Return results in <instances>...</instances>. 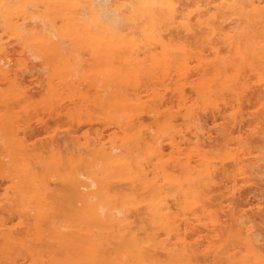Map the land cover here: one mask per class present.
<instances>
[{"label":"rangeland","instance_id":"obj_1","mask_svg":"<svg viewBox=\"0 0 264 264\" xmlns=\"http://www.w3.org/2000/svg\"><path fill=\"white\" fill-rule=\"evenodd\" d=\"M10 1L7 3V5H5L3 4V0H0V264H88L87 262H89L90 260H92L94 264H97V262L98 264H133V262H137L135 257H137L136 254L138 253H135L133 258H126L124 260L118 258V256L115 255L116 251L115 247H113L114 245H111L114 243L113 241H111V244L110 241L107 243L108 240L99 243L100 245L103 244L104 248H106L104 249L103 247H101L103 248V250H107V252H105L106 255L103 253L104 251H101L102 249L100 250V253L104 255H102V257H100L98 253L96 256L93 253L95 251L93 245L97 247V243L94 244V242H96V239L98 240V237H96L98 235H95V233H99V228L96 227L97 225H95V220L91 219V217L93 218V215H91L89 219V213L92 212L95 206L90 209L87 208L91 207V205L93 204L91 201L94 199H99V205L103 204L104 202H102V197L100 195L97 196V194L90 193L95 189L93 185L83 187L82 182H90L93 178V174L91 171H95L97 169L100 176L108 178L109 182H107V180L105 179L107 182L106 189H110V192H108L107 190V194H111L112 197H110L111 195L108 196L107 200L110 202L111 206L115 208L117 207L116 204L113 205L111 202V199L114 197L112 201H114V203L118 201L117 205L122 208L121 203L123 200L126 201L127 197L126 203L128 202V205L125 204L124 206V214H121L119 213L120 211L118 212L116 210H119L118 207L114 209L116 210V213H119V216L120 214L121 217L123 215L124 219L128 217L129 223L130 221L133 223H130L131 226H136L135 224L140 221L139 218L141 219L140 216L144 215L146 217L147 211V216H151H149L148 218H153V211L155 210V207L160 209L162 208L161 211L165 214L172 210L170 214H167L172 220L169 233H174L172 235H178L179 238L182 232V235L186 234L183 237L185 239L187 238V247L185 248V246H183L186 243H181L183 242V240H178L181 242H176L175 244L174 242L177 240L174 239L175 241H172L173 239H171V234L169 233V236L164 238L163 235L165 236L167 234H163L166 232V229H161L153 223H148V226L147 221L146 225L148 226V228L151 227L150 231L152 228L154 229L153 225L155 226V228H158V232L157 230L155 231V229L153 231L155 232L154 234L156 239L158 241L159 239H162L160 241L163 242L164 240L165 243V247H156L160 250L162 248L161 251H164L165 254L160 251H156L157 249L154 250L156 251V254L157 252H160L157 255L153 253L154 251H151L152 254H155L156 258L159 260L157 264H173L172 262H174V264H179V262L180 264H198L197 260L198 262L201 260L199 264H235V262L237 264V262L239 263V261L242 262V264H251L253 261H255V257L253 258V252L250 249H254V254L255 252H257L258 254L260 252V255L262 254V257L260 256V258L258 257L259 259H257L258 261L256 260V264H264V42L260 44V42L262 41L259 39L262 36L263 40L264 35V0H247L245 3L243 2L245 6L247 3H249L247 4L248 7H244L243 3V5L239 4L238 2H236L237 0H168L169 2H172L171 6L176 10L178 18H176L175 22L173 23H171V21L169 20L164 19L165 26L161 28V31L164 34V39L168 41V50L172 49L171 52H173V50L178 51L177 46L184 47L185 54L188 57L187 59H189V61L187 60V66H185L186 72L183 76L186 77L187 75V77L183 78V81H181L182 77L180 79L179 74H177L178 71L175 70L174 67H170V69L168 67V71L163 68L160 71L159 68V72L161 74L158 71H156L155 73H152L150 71L153 62H151L149 56L151 55V59L153 60L152 55H154L155 52H160L163 48H160L162 47L161 45H148L147 43H145V41L141 44H143L146 49H144L143 45L142 47L141 45L139 47V54L145 52V56L143 54V56L140 54L141 59L138 58L139 56H137V59H140L139 61L143 59L141 62H138L137 65L138 70L140 68V71L138 72L139 74L137 76L132 75L131 77L130 74H126L129 73L125 71L126 67L123 68V70L125 69L124 71L122 70L121 67L126 66V63L118 57V55L121 53V49H118L116 47L114 48L113 44L117 41L114 40L115 42L112 43L110 40L111 35H109V33H114L115 31H117L116 29H118L119 31L120 28L118 27H120V25L123 26V24H120L117 27L115 26L117 25L116 22H121L119 21L118 17L121 16V19L122 17H126L131 14H135V16H137V14L139 13L138 10L140 9V6L138 4L139 0H134L133 2L132 0H76V2L75 0H45L46 2L44 0H41L42 2L40 0H14V2L13 0ZM77 1L79 3H77ZM47 3H49L51 6ZM257 3H259L258 6H256ZM125 4L127 5V7ZM92 6L96 7V10L95 8L92 9ZM46 8L49 11L46 10ZM98 8H100L99 11L97 10ZM6 9L7 11H5ZM241 9L251 11H244L243 13V10ZM64 10H66L65 13H63ZM30 12L33 14H31ZM66 12L68 14H66ZM123 12H126V14H124ZM4 13L7 15L5 16ZM49 13L52 15H50ZM74 13H78L79 16L81 15L80 17H82L83 15L82 18L79 17L80 20L83 21L84 24L89 25V27L94 24L93 27L95 29L91 27L89 28L90 30L87 31V27L85 30L82 22L80 21L79 23V18H77L78 16L76 17ZM242 13L245 14V16L242 15ZM249 13L252 14V16L250 15L251 18H253L252 22H250V20L248 19L250 18ZM114 14H116V17H118L116 18ZM96 15H98L97 18L100 19L99 22L95 21L98 20L97 18H94L96 17ZM254 15H256V18L254 17ZM48 16L52 17L49 19ZM246 16H248V18ZM44 17H46L47 19H44ZM84 17L86 21L84 20ZM101 17L104 18L102 19ZM74 18L80 24V26H77L83 32L86 31V34L84 33L83 35L81 33L82 31H79L78 27L71 25L72 23H74ZM87 18L89 21L87 20ZM242 18H244V20H242ZM68 19L73 22H69L70 20L68 21ZM115 19H117L118 21H116ZM136 19L137 21L135 20L134 22H139V18ZM91 20L93 21V23ZM103 20L105 22H103ZM181 20H183V23L188 22L190 26L192 25L191 29L186 30V28L183 26V23L180 22ZM42 21L45 23H42ZM257 21H260L262 24H258ZM55 22H58V24ZM109 22L112 24H110ZM11 23L12 25H10ZM67 23L70 24L68 25ZM75 23L78 24L77 22ZM97 23H101V25H104L102 23H106L107 25H105L107 27L109 25L111 28H103L106 31L105 32L101 28L102 26L100 27V25H98ZM129 23H131L130 25H134L133 22ZM240 23H243L245 25L242 24L243 26H241ZM251 23H253L252 26L254 27H257L258 25L259 31L256 28L255 29L260 33H257L256 30L252 26H250ZM21 24L23 25V28ZM66 24L68 25V27L66 26ZM112 25L115 27V29ZM19 26H21V29ZM47 26L48 28L45 29V27ZM127 26L128 25H125V27ZM247 26L249 27V29ZM41 28L44 29L46 33L44 31H39ZM26 29H28L29 32ZM25 30L26 33L24 32ZM92 30H94V32ZM49 31L50 34H48ZM89 31H91V34L89 33ZM134 31H136V36L139 35L137 30ZM21 32H23L24 34H22ZM39 32L40 35L38 34ZM41 32H43L44 34ZM124 32V35H126L127 30H125ZM239 33L241 36L239 35ZM51 34H54L55 36H52ZM89 34L92 37H90ZM93 34L95 36H93ZM105 34H107L108 36ZM116 34L118 33L116 32ZM121 34L119 33V35ZM259 34L261 36H259ZM85 35L87 36L86 38ZM227 35H229V38L232 39L235 45H232L233 42H229V39H227ZM121 36H123V34ZM235 37H237L236 39L239 40V42L242 40L244 42H242L243 45H239V42L238 44H236L237 42L235 40ZM247 37L248 43L250 42L249 38L252 40L254 39V42L251 40V44L249 43L250 47L247 46L248 43L245 42L246 39H243ZM90 38L92 40H90ZM224 38L227 39L228 42L227 40L225 41ZM61 45H63L62 48L60 47ZM147 45L148 47H146ZM253 45L254 47L257 46L255 47L256 49L253 47ZM174 46L176 47L174 48ZM231 46H238L240 49L237 51L236 49L238 48L236 47H232L231 49H229L228 47ZM31 47L34 49L35 53ZM103 47H105L103 51H109L107 53L108 56L105 57V59H103V57H98L99 53H97V50H99L100 48L102 49ZM170 47H173L174 49ZM150 48H152L154 52ZM232 49L233 52L236 51L239 53L240 51L238 55L241 57H237L238 60L236 58V52L234 54L236 56L231 54L233 53L231 51ZM245 49H247L250 54L255 57L252 60L259 59L262 60L261 63H263L261 64L260 62H258L259 60H255V62L250 60L253 56H250L249 54V59L247 60V54H245V51L247 50ZM242 50L246 55L245 56L243 54L244 58L246 57L245 59L241 54ZM44 51H46L47 55ZM255 51H257V53ZM65 53L67 56L64 55ZM190 54H193V57ZM256 54H258V58H256ZM219 55L221 58L218 57ZM225 55L230 56H226L225 60ZM68 56L70 58V61ZM91 59L93 63L90 61ZM223 59L228 64H226ZM240 59L241 61L245 60L243 61L244 63L242 62L243 64L241 63ZM220 61L222 62L219 63ZM200 62H202L203 64ZM214 62L217 63L215 64ZM70 63L72 65H70ZM76 63L79 68L76 67ZM223 63H225V65H222L221 68H218V64L221 65ZM181 64L182 63H180V66L183 65ZM204 64L208 65L206 66ZM4 65L5 67H3ZM113 65L115 66L114 68L111 67ZM111 68L113 70H111ZM208 68L210 71L208 70ZM217 68L219 72L216 70ZM5 69H7L6 72ZM120 71L121 75L118 74L120 75V77L118 79L114 78V80H116L115 82L112 81V77L117 75V73H119ZM5 77L8 78L5 79ZM260 77L262 78L260 79ZM59 78L60 80H58ZM214 79H216L215 81H217L218 79L219 80L215 83ZM14 81L16 83H14ZM117 81H119V83ZM121 81L122 83H120ZM51 83L54 86H52ZM127 84L129 85L127 86ZM226 85H228L229 87ZM203 86L204 88H202ZM233 89L235 92L233 91ZM62 90H64L65 92ZM129 90L130 93L128 92ZM108 91H110V95H108ZM56 93L58 95H56ZM123 93L125 94L124 97L128 99L132 98L126 106V109H128L127 111H129V109L130 111L132 110V115L129 114V118L125 117V111H121L122 114L120 112H117V114L120 113L117 115L115 110H112L115 106V103H117L113 98H115L116 96H123ZM130 94L134 95L132 96ZM205 95L209 97H206ZM202 98L204 100L200 102ZM113 100L115 101V103L113 102ZM132 100H134L135 102H133ZM112 103H114V105ZM130 103L132 105H130ZM130 106L132 109L130 108ZM189 111L192 114H189ZM123 115L125 118L123 117ZM126 118H128L129 120L127 119L128 121H126ZM189 120L190 122H188ZM132 125L134 129H132ZM125 127L127 129L130 128L129 130L132 131L133 134L143 133V136L145 134V136H147V134L151 133L152 136H158V142L160 144L158 145L160 149H162L160 150V155L162 156L159 155L158 159L162 157V160L164 161L160 159V163H158L159 161L157 160L158 162H156V159H154L155 161L150 160L149 158L144 159V162L145 160H147V165L146 162L144 163V165L147 169H145V172L149 179V181L147 179L149 183L146 181L145 183H143L139 179L138 173L140 172V169L138 170L139 172H136V170H134V167L131 168V171L133 173L132 175H130L133 176L134 174L136 176V174H138L136 176L137 182L134 181L135 176H133L134 179L131 178L130 175L128 176L129 178L133 179V181L131 179H129L131 181L126 180L127 178L125 176L124 177L126 179L122 178L120 179V181L119 179H116L118 177L106 176L105 172H102L106 169L110 170L111 166H109V164L107 163L108 160L107 162L106 160L101 161V159H103V156L100 155L98 149H101L103 147V149L106 148L107 150H111L112 147L118 146L116 147V149L119 150V152L121 151L123 152V154H126V148H122L125 146L119 143L121 142L120 138L124 137L123 135H125V133L130 132L129 130L126 131ZM140 129L143 130L141 131ZM173 129L174 131H172ZM175 129L178 131V133ZM151 130H153L154 132ZM111 141H113V143L118 141L116 142L118 143V145H114L116 143L113 144ZM142 146H139V149ZM88 148L90 151H88ZM132 148L135 154L138 153L137 150L139 149H137L136 145ZM197 148L199 149V153L197 152ZM116 149L115 151L118 152ZM133 152L132 154L134 155ZM182 152H184L183 154H185V156H183ZM195 152L198 153V156ZM88 153H91L90 158L88 157ZM174 153H177L178 155ZM87 158L89 159L86 161ZM129 158L130 157H128V159ZM81 159L82 161L80 162ZM185 160L188 161L186 162ZM200 162L203 163L201 164ZM210 163L212 166L210 165ZM96 165H98V167H95ZM206 165L209 168L210 174L202 175V172L204 171L203 169ZM134 166H137V168H139L138 164H135ZM153 166H157L158 169H156V167L154 168ZM92 167L97 169H92ZM195 167L196 170L199 169L196 173L198 177L194 174L196 171H193L195 170ZM12 168H14L15 170ZM163 168H167L168 171L166 170V173L168 175L164 174L166 175L165 177L167 179L165 177L164 178L166 180L162 178V184V181L159 177L163 173ZM235 169L237 170V174ZM76 172L79 174V176ZM153 173L160 176L156 177V175H154ZM191 173H193V176L197 177H195L196 179L195 181H193V183L197 182L195 184L191 183V180H188V175ZM170 175H178L180 178H178V176L171 177ZM153 176L156 177V179ZM167 176L170 177L168 178ZM79 177L81 178L79 179ZM77 180L79 182H77ZM198 180L201 182H198ZM110 181L112 182L111 185L113 186L108 185V183L110 184ZM164 186V192H169L170 190L169 193H171V195H169L171 197L166 196L167 193L166 195H162L164 194ZM172 186L173 189L171 188ZM112 187L114 189V193L113 190H111ZM122 188L124 190H122ZM135 188L140 189L136 192L134 191ZM150 189H152L153 191H151ZM176 189H179L177 190L179 192H177ZM130 190L133 194H138L139 192L138 195L140 197L136 194L137 198L143 199L144 197L145 201L143 202L149 204V208L148 205H146L145 207L146 203L144 204L141 200H138L139 203L141 202L140 204L137 203V199L135 198L136 200H134L133 194H131V196H129L128 198L126 194L129 195ZM143 190L146 191L144 192ZM158 190H161L160 192L162 193L160 194ZM180 190H182V192ZM184 190L186 192L189 190V193H185ZM183 191L185 194V199H183ZM141 192L145 196L141 194ZM84 194H88L92 198ZM118 194L119 196H117ZM79 195L80 197H83V195L85 196L83 197L84 199H82L83 201L79 198ZM196 195H198V197L197 199H194ZM189 196L191 197V199ZM117 197H119V199ZM145 198L148 200H146ZM156 198L157 200H155ZM163 199L164 201H159ZM87 200L91 202V205L89 204L90 206L88 205V207L86 205L84 206L83 204L84 202H87ZM133 200L134 202H136V206H134L135 204H132L134 203ZM184 200L185 202L187 201V204L190 200H192L190 202H194L192 203V205L194 204L193 206H191V203H189V207H193L191 208L192 215L190 214V211H187L189 208H186L187 204L184 207L183 205H180L178 203L176 204V202L179 201H181V204H184ZM197 200L198 202L200 200V206L196 205L198 204L196 202ZM125 201L123 202L125 203ZM89 202L85 204H88ZM154 202L155 204H153ZM201 202L203 205H201ZM79 204H81L82 207ZM104 204L102 206H104ZM164 207H166V209ZM203 207L205 208L204 211L202 210ZM140 208H143V211ZM145 208H148V210ZM82 209L86 210V212L82 211ZM168 209L170 210L167 212ZM134 212L139 214L135 215ZM143 212L146 214H143ZM205 212H209V216H213L212 222L210 219L211 217L207 216L208 214H206ZM129 216L131 218H129ZM81 217L84 219H82ZM132 217H134L133 219L136 222L132 220ZM144 219L148 220L147 218L142 217V220L140 221L142 224L137 223L139 226L141 225L140 227H143L139 228V226L137 225V228L139 230L137 228H133L134 231H138L140 234L144 233V228L147 229V227L144 226V222L146 221ZM176 219L178 220V223ZM88 220H90V224L94 225L95 228L89 225ZM86 221L88 222L86 223ZM93 221L95 224L93 223ZM150 222H152V219L150 220ZM80 223L81 225H79ZM173 228L174 231L172 232ZM181 228L183 229V231ZM129 229L132 228L128 227L126 230ZM147 231L148 233L150 232L149 229ZM147 231H145V233ZM161 231H163V233H161ZM153 232L151 231L150 233L153 234ZM128 233L129 231L125 232L124 239H127ZM158 233L163 234L161 235L162 237L160 236V234L157 235ZM157 236L159 238H157ZM166 238H170V240H167ZM172 238H174V236ZM241 239H243V246H249L248 248H250V253H252V255L249 253L251 257L247 253L249 250L246 251L247 247H242V243H240ZM250 240L252 241V243ZM188 241L190 242L188 243ZM213 241H216L218 243H212ZM169 242H173V245L175 244L174 247H177L176 252H174L175 249H173L174 247H171L173 245ZM221 242L223 245L219 244ZM87 243L91 245V248H89L90 246H88ZM166 243L170 244L171 246ZM177 243L180 244V247L182 246L184 250L186 249V252H189V258L184 256L186 253L182 252L183 255L180 254V251H183V248L179 247L181 250L178 249L179 245H177ZM83 244L85 245L83 246ZM107 245H111V247L109 248H112V250L114 248V251H109ZM221 245L224 249H220L222 247H217ZM66 246L68 249L64 248ZM193 246L194 248H192ZM216 247L218 248V250ZM232 248H234L235 250ZM150 249L153 250L154 248L150 247ZM168 249H170V252L168 251ZM171 249L174 250L173 252L177 255L176 259L178 262H175V257H172L174 258V261H170L168 255H170V253L172 252ZM191 251L193 252L191 255L192 260L190 259ZM222 251L225 253L227 252L226 254L228 256L225 255V253L222 254ZM238 251L240 252L238 253ZM149 252H147V254ZM173 252L171 253V256L174 255ZM242 253L244 256L242 255ZM85 254H88V257L85 256ZM245 254L248 255L249 258L246 257ZM215 255L216 257L218 255V257L224 261L218 259V257L216 258ZM105 256L108 257V259L106 257L107 260H104ZM146 256L148 257L146 258L147 261L150 256L145 255L143 256V258L145 259ZM236 256H241V258L238 259ZM183 257L188 258V262L186 261L187 259L185 260ZM210 257L212 258L210 259ZM244 257L246 259H244ZM143 258L141 259L143 260ZM102 259L105 263H102ZM139 259L140 258H138V260ZM216 259H218L219 261H215ZM229 259L233 262H230ZM247 259L250 260L248 261ZM260 260H262L263 262H261ZM146 261L144 262V264H147ZM182 261L187 263H183ZM150 262L152 263V261ZM137 263L141 264L142 262L138 261ZM89 264H91V262H89Z\"/></svg>","mask_w":264,"mask_h":264},{"label":"bare ground","instance_id":"obj_2","mask_svg":"<svg viewBox=\"0 0 264 264\" xmlns=\"http://www.w3.org/2000/svg\"><path fill=\"white\" fill-rule=\"evenodd\" d=\"M10 0H3V4H5V5H7V3L9 2ZM41 1V0H40ZM45 1V0H44ZM48 1V0H47ZM72 1V0H71ZM79 1V0H78ZM77 1V3H79ZM82 1V0H81ZM93 1V0H92ZM102 1V0H101ZM134 0H132V2H133ZM170 1V0H169ZM168 0H139V10H138V14H137V16H135V14L133 15V14H131V15H128V16H124V17H122L121 19H120V17H118L119 18V21H121V22H126L125 23V25H128L127 27H125V25H124V23H121V22H116V24L117 25H115L116 27L117 26H119L120 24H123V26L122 25H120V27H118V28H120L119 29V31H118V29H116L117 31H115L113 34L112 33H109V35H111L110 36V40H111V42L113 43V42H115L114 40H116L117 42H115L114 44H113V46H114V48L116 47V48H118V49H121V53L118 55V57L119 58H121L125 63H126V66H122L121 68H122V70H123V68L124 67H126V72H129V73H126V74H130L131 75V77H132V75H134V76H137L139 73V71H140V68H139V70H138V68H137V65H138V62H141V61H139L141 58H140V54L142 55H144L145 56V52H143V53H140L139 54V47H140V45H141V47H142V45L143 44H141L142 42H144L145 41V43H147L148 45H153V44H155L154 46H156V45H161L162 47H160V48H163V49H161V51L160 52H155V54L153 53L154 52V50L152 49V48H150V49H152L153 50V54L154 55H152V58H153V60L151 59V55L149 56L150 57V60H151V62H153V64H152V67L150 68V71L152 72V73H155L156 71H158L159 72V68H160V71H161V69L163 68V69H165L166 71H168V67H169V69H170V67H174L175 68V70H177L176 72H177V74H179V76H180V79H181V77H182V80L181 81H183V78H186L187 77V75H186V77H183L184 75H185V72H186V69H185V66H187L186 65V63H187V60L189 61V59H187L188 57L186 56V54H185V50H184V47H182V46H177V49H178V51L176 50H173V52H171V50H168L167 49V47H168V41H166L165 39H164V34L162 33V31H161V28H163V26H165L164 25V19H166V20H169V21H171V23H173V22H175V20H176V18H178L177 17V13H176V10L171 6L172 5V2H169ZM172 1V0H171ZM236 1V0H235ZM247 0H240V1H236V2H238L239 4H242L243 2L245 3ZM249 1V0H248ZM11 2V1H10ZM13 2H14V0H13ZM42 2V1H41ZM46 2V1H45ZM59 2V1H58ZM75 2H76V0H75ZM88 2V1H87ZM254 2V1H253ZM16 3V2H15ZM15 3H14V5H15ZM38 3H39V1H38ZM64 3H65V1H64ZM102 3V2H101ZM231 3V2H230ZM229 3V4H230ZM243 3V4H244ZM251 3H252V1H251ZM250 3V4H251ZM11 4V3H10ZM48 5H50L49 3H47ZM46 4V5H47ZM82 4H84V3H82ZM89 4V3H88ZM87 4V5H88ZM134 4V3H133ZM137 4V5H138ZM197 4V3H196ZM242 4V5H243ZM247 4H249V3H247ZM246 4V6H245V4L243 5L244 7H248V5ZM255 4V3H254ZM253 4V5H254ZM13 5V4H12ZM13 5V6H14ZM100 5V4H99ZM107 5V4H106ZM126 5V4H125ZM259 5V3H257V5L256 6H258ZM11 6V5H10ZM45 6V5H44ZM51 6V5H50ZM78 6V5H77ZM96 6V5H95ZM136 6V5H135ZM3 7H5V6H3ZM97 7V6H96ZM96 7H93L92 6V9H94L95 8V10H96ZM126 7H127V5H126ZM243 7V8H244ZM250 7H251V5H250ZM249 7V8H250ZM22 8V7H21ZM58 8V7H57ZM226 8V7H225ZM248 8V9H249ZM256 8V7H255ZM254 8V9H255ZM264 8V7H263ZM4 9V8H3ZM23 9V8H22ZM91 9V8H90ZM99 9L100 8H98L97 10L99 11ZM123 9H125V8H123ZM128 9V8H127ZM258 9H259V7H258ZM12 10V9H11ZM19 10V9H18ZM46 10H48L47 8H46ZM122 10V9H121ZM132 10V9H131ZM228 10V9H227ZM241 10H243V9H241ZM5 11H7V9L5 10ZM31 11H33V10H31ZM49 11V10H48ZM51 11V10H50ZM65 11L66 10H64L63 11V13H65ZM76 11V10H75ZM85 11H87V10H85ZM97 11V12H98ZM120 11V10H119ZM244 11H246L245 9L242 11L243 13H244ZM248 11H251V10H247L246 12H248ZM16 12V11H15ZM44 12V11H43ZM59 12H61V11H59ZM69 12V11H68ZM117 12V11H116ZM115 12V13H116ZM221 12V11H220ZM235 12V11H234ZM245 12V13H246ZM7 13V12H6ZM13 13V12H12ZM28 13V12H27ZM31 13V12H30ZM29 13V14H30ZM72 13V12H71ZM91 13H93V12H91ZM100 13V12H99ZM124 13V12H123ZM127 13H128V10H127ZM242 13V15H244L245 16V14H243ZM5 14V13H4ZM31 14H33V13H31ZM47 14H48V12H47ZM50 14V13H49ZM61 14V13H60ZM66 14H68L67 12H66ZM73 14V13H72ZM75 14V13H74ZM76 14H78V13H76ZM75 14V16L77 17V18H79L80 16H79V14L78 15H76ZM81 14V13H80ZM88 14H90V13H88ZM112 14H113V12H112ZM117 14V13H116ZM116 14H114V16L116 17ZM121 14V13H120ZM124 14H126V12L124 13ZM7 14H5V16H6ZM11 15V14H10ZM41 15H42V12H41ZM50 15H52V14H50ZM70 15V14H69ZM101 15V14H100ZM122 15V14H121ZM236 15V14H235ZM252 16V14H250L249 13V16ZM257 15V14H256ZM256 15H254V17L256 16ZM20 16V15H19ZM19 16H18V18H19ZM32 16V15H31ZM46 16V15H45ZM56 16V15H55ZM110 16V15H109ZM108 16V17H109ZM196 16V15H195ZM251 16H250V18H248V16H246L249 20H250V22H252V19L253 18H251ZM49 17V16H48ZM52 16H50L49 17V19L51 18ZM54 17V16H53ZM73 17H74V15H73ZM75 17V18H76ZM82 17H83V15H82ZM82 17H80V18H82ZM86 17H87V15H86ZM91 17V16H90ZM98 17V15H96V17H94V18H97ZM116 17V18H117ZM41 18H42V16H41ZM46 17H44V19H45ZM75 18H74V23L75 22H77L78 23V21H79V23H80V18H79V20L78 21H76L75 20ZM102 18V17H101ZM104 18V17H103ZM102 18V19H103ZM107 18V17H106ZM123 18H124V20H123ZM136 18H139V22H134L135 20L137 21V19ZM256 18V17H255ZM21 19H24V18H21ZM20 19V20H21ZM32 19V18H31ZM47 19V18H46ZM48 19V20H49ZM55 19V18H54ZM53 19V20H54ZM98 19V18H97ZM109 19V18H108ZM41 20H43V19H41ZM70 19H68V21H69ZM84 20H85V17H84ZM87 20H88V18H87ZM93 20V19H92ZM91 20V21H92ZM99 20L100 19H98V20H95L96 22L98 21L99 22ZM116 21H118L117 19H115ZM123 20V21H122ZM216 20H217V17H216ZM242 20H244V18H242ZM246 20V19H245ZM249 20H248V22H249ZM264 20V19H263ZM18 21V20H17ZM61 21V20H60ZM73 21H69V22H73ZM86 21V20H85ZM89 21V20H88ZM102 21V20H101ZM112 21V20H111ZM110 21V22H111ZM47 22H49V21H47ZM47 22H46V24H47ZM82 22V24H83V27L85 28V30H86V28H87V31L88 30H90L89 28H91V27H93V25L91 26V27H89V25H87V24H84L83 23V21H81ZM103 22H105L104 20H103ZM109 22V23H110ZM129 22H133L134 23V25H130L131 23H129ZM181 23H183V20H181L180 21ZM243 22V21H242ZM256 22V21H255ZM42 23H45V22H43L42 21ZM52 23V22H51ZM55 23H57L58 24V22H55ZM61 23V22H60ZM66 23V22H65ZM65 23H63V24H65ZM74 23H72L71 25H73V26H75V27H78V26H80V24L78 23V24H74ZM89 23V22H88ZM92 23H93V21H92ZM108 23V24H109ZM114 23V22H113ZM129 23V24H128ZM214 23H215V21H214ZM246 23H247V21H246ZM257 23L259 24V23H261L260 21L258 22L257 21ZM8 24V23H7ZM45 24V25H46ZM53 24V23H52ZM68 24V23H67ZM66 24V26L68 27V25L70 24H68L67 25ZM81 24V25H82ZM98 25H100V27L103 29V28H106L107 26V24L106 23H102V24H106L105 25V27H104V25H101V23L99 24V23H97ZM110 24H112V23H110ZM177 24V23H176ZM212 24V23H211ZM241 24V26H243V25H245V24H243V23H240ZM243 24V25H242ZM252 24L253 23H251V25L250 26H252ZM262 24V23H261ZM264 24V23H263ZM10 25H12V23L10 24ZM22 25V24H21ZM42 25V24H41ZM49 25V24H48ZM78 25V26H77ZM114 25V24H113ZM112 25V26H113ZM249 25V24H248ZM65 26V25H64ZM183 26L186 28V30H190L191 29V26H190V24L188 23V22H184L183 23ZM239 26V25H238ZM20 27V29H21V26H19ZM18 27V28H19ZM41 27V26H40ZM58 27H59V25H58ZM60 27H61V25H60ZM66 27V28H67ZM110 26L108 25V27H107V29L109 28ZM114 27V26H113ZM112 27V28H113ZM135 27V28H134ZM248 27V26H247ZM247 27H244V28H247ZM254 29L256 28L257 30H258V25H257V27H254V26H252ZM22 28H23V25H22ZM46 28H48V26L47 27H45V29ZM54 28V27H53ZM79 28V27H78ZM94 28V27H93ZM111 28V27H110ZM123 28V29H122ZM127 28V29H126ZM133 28V29H132ZM241 28V27H240ZM239 28V29H240ZM260 28V27H259ZM6 29V28H5ZM16 29H17V27H16ZM57 29V28H56ZM69 29V28H68ZM77 29V28H76ZM95 29V28H94ZM114 29H115V27H114ZM127 30V32H126V35H124V31L125 30ZM210 29V28H209ZM248 29H249V27H248ZM255 29V30H256ZM11 30V29H10ZM28 32H29V30L28 29H26ZM26 30L24 31L25 33H26ZM60 30V29H59ZM78 30V29H77ZM76 30V31H77ZM81 29L79 28V31H80ZM84 30V29H83ZM104 30V29H103ZM134 30H137V32H138V34L140 35H137L136 36V31H134ZM251 30V29H250ZM255 30H254V32H255ZM257 30H256V32H257ZM23 31V30H22ZM33 31V30H32ZM39 31H44L45 33H46V31L44 30V29H40ZM50 31H51V29H50ZM50 31H49V33L48 34H50ZM53 31H54V29H53ZM58 31V30H57ZM66 31H67V29H66ZM79 31H77V32H79ZM82 31V30H81ZM93 32H94V30H92ZM105 31V30H104ZM108 31V30H107ZM123 31V32H122ZM212 31V30H211ZM259 31V30H258ZM260 31H261V29H260ZM86 32V31H85ZM85 32H81L83 35H84V33ZM106 32V31H105ZM109 32V31H108ZM116 32L118 33V34H116ZM121 32H122V34H123V36H121L122 34H121ZM253 32V31H252ZM22 34H24L23 32H21ZM41 33H43V32H41ZM55 33V32H54ZM67 33V32H66ZM80 33V32H79ZM89 33L91 34V31H89ZM119 33L121 34V35H119ZM185 33V32H184ZM213 33V32H212ZM257 33H260V32H257ZM18 34V33H17ZM16 34V35H17ZM22 34H20V35H22ZM29 34V33H28ZM39 35H40V32L38 33ZM44 34V33H43ZM42 34V35H43ZM61 34V33H60ZM71 34V33H70ZM86 34V33H85ZM89 34V35H90ZM200 34V33H199ZM30 35H31V33H30ZM52 36H55L54 34H51ZM69 35V34H68ZM79 35H81V34H79ZM105 35H107V34H105ZM165 35H166V32H165ZM231 35V34H230ZM239 35H240V33H239ZM263 35V34H262ZM33 36V35H32ZM74 36V35H73ZM93 36H95L94 34H93ZM104 36V35H103ZM108 36V35H107ZM195 36V35H194ZM228 36V38L227 39H229V42H233L232 41V39H230L229 38V35H227ZM232 36V35H231ZM241 36V35H240ZM259 36H261L260 34H259ZM24 37H26V36H24ZM23 37V38H24ZM28 37V36H27ZM42 37V36H41ZM87 36L85 35V38H86ZM90 37H92L91 35H90ZM138 37V38H137ZM199 37V36H198ZM32 38V37H31ZM88 38H89V36H88ZM101 38V37H100ZM109 38V37H108ZM237 37H235V40H236V44H238V42H239V40H237L236 39ZM242 38V37H241ZM240 38V39H241ZM56 39V38H55ZM225 39V38H224ZM227 39H225V41L227 40ZM239 39V38H238ZM243 39H248V37L247 38H243ZM262 42H260V44H262L263 42H264V35H263V40H262V36H261V38H259ZM44 40V39H43ZM54 40V39H53ZM88 40V39H87ZM90 40H92L91 38H90ZM231 40V41H230ZM245 40V42H247L248 43V40L246 41ZM249 40H250V42H251V40L252 39H250L249 38ZM254 40V39H253ZM252 40V41H253ZM259 40V41H260ZM56 41V40H55ZM89 41V40H88ZM104 41V40H103ZM85 42V41H84ZM227 42H228V40H227ZM242 40L239 42V45H241L242 44ZM249 42V43H250ZM254 42V41H253ZM108 43V42H107ZM244 43V42H243ZM248 43V44H249ZM44 44V43H43ZM42 44V45H43ZM58 44H60V43H58ZM99 44V43H98ZM199 44V43H198ZM227 44V43H226ZM247 44V46H249L250 47V44L248 45ZM57 45V44H56ZM70 45V44H69ZM146 45V44H145ZM148 45L146 46V47H148ZM229 45V44H228ZM231 45V44H230ZM232 45H235L234 44V42L232 43ZM243 45V44H242ZM246 45V44H245ZM58 46V45H57ZM62 46L63 45H61L60 47L62 48ZM72 46V45H71ZM107 46H108V44H107ZM118 46V47H117ZM170 46V45H169ZM171 46H173V45H171ZM263 46H264V44H263ZM47 47V46H46ZM59 47V48H60ZM101 47V46H100ZM143 47H144V45H143ZM151 47V46H150ZM158 47V46H157ZM176 46H174V48H175ZM234 48V47H236V46H231V47H228L229 49H231V48ZM243 47V46H242ZM249 47H248V50H249ZM253 47H254V45H253ZM255 47H257V46H255ZM254 47V48H255ZM32 48V47H31ZM89 48V47H88ZM87 48V49H88ZM109 48V47H108ZM170 48H173V47H170ZM173 48V49H174ZM183 48V49H182ZM236 48H238V49H236ZM235 49H236V51L237 50H239L240 48L237 46ZM247 48V47H246ZM33 49V48H32ZM47 49V48H46ZM65 49V48H64ZM74 49V48H73ZM77 49H79V48H77ZM82 49V48H81ZM83 49H85V48H83ZM103 49H105V47H103L102 49L100 48L99 50H97V53H99V56L98 57H100V58H102L103 57V59H105V57H107L108 56V52L109 51H103ZM112 49V48H111ZM144 49H146L145 47H144ZM156 49V48H155ZM256 49V48H255ZM61 50V49H60ZM245 50H247V49H245ZM247 50V51H248ZM33 51H34V49H33ZM63 51H65V50H63ZM79 51V50H78ZM85 51V50H84ZM151 51V50H150ZM228 51V50H227ZM230 51V50H229ZM232 52H233V49L231 50ZM230 51V52H231ZM235 51V52H236ZM247 51H245V54H247V60L249 59V55L250 56H253V55H251L250 54V52L248 53ZM45 53H46V51H44ZM138 52V53H137ZM235 52H233V53H231V54H235ZM256 53H257V51H255ZM34 53H35V51H34ZM44 53V54H45ZM61 53V52H60ZM62 53H64V52H62ZM135 53H137V54H139V55H137V54H135ZM237 53V56L236 55H234V56H236V58L237 57H241V56H239L238 54L240 53V51H239V53L238 52H236ZM112 54H114V53H112ZM194 54V53H193ZM193 54H190V55H192V57H193ZM218 54V53H217ZM226 54H227V52H226ZM242 56H243V50H242ZM240 54V55H241ZM244 54V55H245ZM249 54V55H248ZM3 55V54H2ZM46 55H47V53H46ZM64 55H66V53L64 54ZM133 55H135V56H133ZM142 55V56H143ZM220 55H222V54H220ZM220 55L218 56V57H220ZM258 54H256V56H257ZM52 56V55H51ZM67 56V55H66ZM137 56H139L138 58H140L139 60L137 59ZM199 56V55H198ZM197 56V57H198ZM226 56L227 55H225L223 58L226 60ZM228 56H230V55H228ZM227 56V57H228ZM246 56V55H245ZM4 57V56H3ZM41 57V56H40ZM47 57V56H46ZM149 57H148V60H149ZM68 58H69V56H68ZM143 58V57H142ZM217 58V57H216ZM221 58V57H220ZM230 58V57H229ZM243 58H244V56H243ZM246 58V57H245ZM244 58V59H245ZM255 57L253 56V57H251V59L250 60H252V59H254ZM256 58H258V56L256 57ZM89 59V58H88ZM117 59V58H116ZM203 59V58H202ZM223 59V60H224ZM77 60V59H76ZM93 60H94V58H93ZM118 60V59H117ZM205 60H207V59H205ZM213 60V59H212ZM218 60V59H217ZM216 60V61H217ZM224 60V61H225ZM230 60V59H229ZM237 60H238V58H237ZM256 60V59H255ZM255 60H252V61H254L255 62ZM257 60H259V59H257ZM256 60V61H257ZM65 61V60H64ZM69 61H70V58H69ZM78 61V60H77ZM91 62H92V59L90 60ZM104 61V60H103ZM201 61V60H200ZM240 61H241V59H240ZM243 61H245V60H243ZM243 61H241V63L243 62ZM261 61L262 60H259L258 62H260L261 63ZM90 62V63H91ZM192 62V61H191ZM222 61H220L219 63H221ZM226 62V61H225ZM93 63V62H92ZM180 63H182L181 65L182 66H180ZM200 63H202V62H200ZM215 63V62H214ZM217 63V62H216ZM215 63V64H216ZM230 63V62H229ZM239 63V62H238ZM244 63V62H243ZM242 63V64H243ZM246 63V62H245ZM263 63V62H262ZM261 63V64H262ZM58 64V63H57ZM56 64V65H57ZM63 64V63H62ZM66 64H67V61H66ZM98 64V63H97ZM112 64V63H111ZM191 64V63H190ZM203 64V63H202ZM210 64V63H209ZM214 64V65H215ZM226 64H228L227 62H226ZM256 64V63H255ZM258 64V63H257ZM260 64V65H261ZM264 64V63H263ZM3 65V64H2ZM70 65H72L71 63H70ZM90 65V64H89ZM93 65V64H92ZM95 65V64H94ZM124 65V64H123ZM147 65V64H146ZM204 65H206V64H204ZM208 65V64H207ZM206 65V66H207ZM211 65V64H210ZM220 64H218V68H221V66L222 65H225V63H223V64H221L220 66H219ZM241 65V64H240ZM245 65V64H244ZM184 66V67H183ZM205 66V67H206ZM234 66V65H233ZM256 66V65H255ZM1 67V66H0ZM3 67H5V65L3 66ZM2 67V68H3ZM54 67V66H53ZM76 67H78L77 66V63H76ZM111 67H115L114 65L113 66H111ZM199 67V66H198ZM211 67H213V66H211ZM215 67V66H214ZM251 67H253V66H251ZM260 67V66H259ZM79 68V67H78ZM80 68H81V66H80ZM98 68V67H97ZM107 68V67H106ZM200 68V67H199ZM218 68L216 69L217 71H218ZM225 68V67H224ZM224 68H223V71H224ZM241 68V67H240ZM258 68V67H257ZM262 68V67H261ZM52 69V68H51ZM76 69V68H75ZM99 69H100V67H99ZM120 69V68H119ZM197 69V68H196ZM201 69V68H200ZM206 69V68H205ZM211 69V68H210ZM242 69V68H241ZM9 70V69H8ZM62 70V69H61ZM80 70V69H79ZM88 70V69H87ZM97 70V69H96ZM111 70H113L112 68H111ZM121 70V69H120ZM123 70V71H124ZM172 70H173V68H172ZM171 70V71H172ZM208 70H209V68H208ZM226 70V69H225ZM257 70V69H256ZM2 71V70H1ZM7 71V69H5V72ZM76 71V70H75ZM82 71V70H81ZM115 71V70H114ZM164 71V70H163ZM198 71V70H197ZM203 71V70H202ZM210 71V70H209ZM217 71H215V72H217ZM241 71V70H240ZM258 71V70H257ZM260 71V70H259ZM4 72V71H3ZM8 72H10V71H8ZM97 72V71H96ZM98 72H100V71H98ZM157 72V73H158ZM214 72V71H213ZM219 72V71H218ZM77 73H79V72H77ZM160 73V72H159ZM206 73H207V71H206ZM225 73V72H224ZM227 73V72H226ZM8 74V73H7ZM55 74V73H54ZM107 74V73H106ZM112 74H113V72H112ZM118 74H120L121 75V71L119 72V73H117V75H115L114 77H112L113 79H112V81H116V80H114V78L115 79H118L119 77H120V75H118ZM161 74V73H160ZM164 74V73H163ZM170 74V73H169ZM168 74V75H169ZM209 74V73H208ZM239 74V73H238ZM260 74V73H259ZM259 74H257V75H259ZM9 75V74H8ZM83 75V74H82ZM101 75V74H100ZM130 75H128V76H130ZM159 75V74H158ZM217 75V74H216ZM220 75V74H219ZM218 75V76H219ZM221 75H222V73H221ZM220 75V76H221ZM52 76V75H51ZM99 76V75H98ZM189 76V75H188ZM200 76H202V75H200ZM200 76H199V79H200ZM204 76H205V73H204ZM210 76V75H209ZM212 76V75H211ZM259 76H261V75H259ZM2 77V76H1ZM49 77V76H48ZM174 77V76H173ZM178 77V76H177ZM197 77H198V75H197ZM238 77V76H237ZM4 78V77H3ZM8 78V77H7ZM6 77H5V79H7ZM243 78V77H242ZM262 77H260V79H261ZM1 79V78H0ZM65 79V78H64ZM78 79V78H77ZM82 79V78H81ZM128 79V78H127ZM163 79V78H162ZM166 79H167V77H166ZM203 79V78H202ZM208 79V78H207ZM219 79H220V77H219ZM218 79V80H219ZM259 79V80H260ZM4 80V79H3ZM50 80V79H49ZM58 80H60V78L58 79ZM72 80V79H71ZM121 80V79H120ZM129 80V79H128ZM164 80V79H163ZM186 80V79H185ZM216 79H214V82L216 83L217 81H215ZM110 81V80H109ZM123 81V80H122ZM122 81L120 82V83H122ZM159 81V80H158ZM172 81V80H171ZM180 81V80H179ZM189 81V80H188ZM203 81V80H202ZM205 81V80H204ZM240 81V80H239ZM248 81V80H247ZM9 82V81H8ZM62 82H63V79H62ZM61 82V83H62ZM88 82V81H87ZM100 82V81H99ZM118 83H119V81H117ZM116 82V83H117ZM207 82V81H206ZM2 83V82H1ZM14 83H16L15 81H14ZM53 83V82H52ZM51 83V84H52ZM65 83V82H64ZM67 83V82H66ZM89 83V82H88ZM113 83V82H112ZM115 83V84H116ZM129 83V82H128ZM185 83V82H184ZM200 83V82H199ZM10 84V83H9ZM18 84V83H17ZM50 84V85H51ZM63 84V83H62ZM90 84V83H89ZM179 84V83H178ZM231 84H232V81H231ZM2 85V84H1ZM13 85V84H12ZM122 85V84H121ZM129 84H127V86H128ZM158 85V84H157ZM160 85V84H159ZM162 85V84H161ZM168 85V84H167ZM217 85H219V84H217ZM264 85V84H263ZM52 86H54L53 84H52ZM173 86V85H172ZM215 86V85H214ZM226 86H228V85H226ZM234 86V85H233ZM62 87V86H61ZM161 87V86H160ZM229 87V86H228ZM49 88V87H48ZM154 88H156V87H154ZM169 88V87H168ZM202 88H204V86L202 87ZM22 89V88H21ZM63 89V88H62ZM110 89V88H109ZM130 89V88H129ZM152 89V88H151ZM182 89V88H181ZM180 89V90H181ZM184 89V88H183ZM230 89V88H229ZM54 90V89H53ZM57 90V89H56ZM59 90V89H58ZM156 90V89H155ZM179 90V91H180ZM185 90V89H184ZM211 90V89H210ZM16 91V90H15ZM62 91H64V90H62ZM67 91V90H66ZM117 91H118V89H117ZM138 91H139V89H138ZM178 91V90H177ZM233 91H234V89H233ZM65 92V91H64ZM72 92V91H71ZM110 91H108V95H110V93H109ZM129 93H130V90L128 91ZM203 92V91H202ZM207 92V91H206ZM235 92V91H234ZM53 93V92H52ZM116 93V92H115ZM118 93H120V92H118ZM117 93V94H118ZM160 93V92H159ZM212 93V92H211ZM215 93V92H214ZM20 94V93H19ZM60 94V93H59ZM107 94V93H106ZM112 94V93H111ZM116 94V95H117ZM197 94V93H196ZM239 94V93H238ZM56 95H58L57 93H56ZM115 95V94H114ZM119 95V94H118ZM124 93H123V96H119V97H115V98H113L114 100H116V102L117 103H115V101L113 100V102L115 103V106L113 107V111L115 110V112H116V114H117V112H120L121 113V111H125V114H126V116L125 117H130V115L129 114H131L132 113V110L130 111V109H129V111H127L128 109H126V106H127V103H129V101H131V99L129 98H126V97H124ZM130 95H132V94H130ZM134 95V94H133ZM132 95V96H133ZM181 95V94H180ZM71 96H72V94H71ZM70 96V97H71ZM107 96V95H106ZM112 96V95H111ZM129 96V95H128ZM127 96V97H128ZM198 96V95H197ZM206 96V95H205ZM105 97V96H104ZM108 97V96H107ZM114 97V96H113ZM148 97V96H147ZM200 97V96H199ZM198 97V98H199ZM206 97H209V96H206ZM111 98V97H110ZM109 98V99H110ZM134 98V97H133ZM196 98V97H195ZM212 98V97H211ZM211 98H209V99H211ZM59 99V98H58ZM158 99V98H157ZM185 99V98H184ZM214 99V98H213ZM103 100V99H102ZM177 100V99H176ZM202 100H204L203 98L200 100V102H202ZM219 100V99H218ZM88 101V100H87ZM133 102H135L134 100H132ZM209 101V100H208ZM96 102V101H95ZM110 102V101H109ZM132 102V103H133ZM160 102V101H159ZM162 102H164V101H162ZM185 102V101H184ZM199 102V101H198ZM214 102H216V101H214ZM88 103V102H87ZM114 103H112L113 105H114ZM161 103V102H160ZM178 103V102H177ZM111 104V103H110ZM184 104V103H183ZM197 104V103H196ZM200 104V103H199ZM203 104V103H202ZM211 104H212V102H211ZM216 104V103H215ZM97 105V104H96ZM130 105H132L131 103H130ZM156 105V104H155ZM154 105V106H155ZM159 105V104H158ZM160 105H162V104H160ZM214 105V104H213ZM86 106V105H85ZM89 106V105H88ZM87 106V107H88ZM92 106V105H91ZM145 106V105H144ZM157 106V105H156ZM155 106V107H156ZM175 106V105H174ZM210 106V105H209ZM212 106V105H211ZM129 107V106H128ZM161 107H164V106H161ZM168 107V106H167ZM180 107V106H179ZM99 108V107H98ZM117 110H116V109ZM130 108H131V106H130ZM145 108V107H144ZM158 108V107H157ZM174 108V107H173ZM193 108V107H192ZM118 109H119V111H118ZM132 109V108H131ZM160 109H162V108H160ZM180 111V110H179ZM130 112V113H129ZM80 113V112H79ZM120 113H118V114H120ZM191 112L189 111V114H190ZM117 114V115H118ZM122 114V113H121ZM192 114V113H191ZM132 115V114H131ZM109 116V115H108ZM180 116V115H179ZM123 117H124V115H123ZM124 117V118H125ZM166 117V116H165ZM170 117V116H169ZM119 118V117H118ZM128 118H126V121H128L129 119ZM128 119V120H127ZM167 119V118H166ZM187 119V118H186ZM190 119V118H189ZM192 119V118H191ZM133 120V119H132ZM173 120V119H172ZM169 121H170V119H169ZM187 121V120H186ZM120 122V121H119ZM188 122H190V120L188 121ZM187 122V123H188ZM177 123V122H176ZM175 123V124H176ZM186 123V124H187ZM136 124V123H135ZM143 124V123H142ZM191 124V123H190ZM121 125V124H120ZM174 125V124H173ZM123 126V125H122ZM126 126V125H125ZM171 126V125H170ZM132 127H133V125H132ZM172 127V126H171ZM126 128V127H125ZM129 128V127H128ZM151 128V127H150ZM157 128V127H156ZM130 129V128H129ZM129 129H127L126 128V131H128ZM132 129H134V127L132 128ZM139 129V128H138ZM144 129V128H143ZM143 129H140L141 131L143 130ZM160 129V128H159ZM176 130V129H175ZM130 131V130H129ZM148 131V130H147ZM151 131H153V130H151ZM150 131V132H151ZM172 131H174V129L172 130ZM177 131V130H176ZM144 132H145V130H144ZM154 132V131H153ZM182 132V131H181ZM115 133H116V131H115ZM172 133V132H171ZM177 133H178V131H177ZM143 133H139V134H137V133H132V131H130V132H128V133H125V135H123L124 137H122V138H120V140H121V142H119V143H121L123 146H125V147H122V148H126V151L125 150H122V151H125L126 152V154H123V152H119V150H117L116 149V147H118V146H114V145H118V143H116V142H118V141H116V142H114V143H116V144H114L113 143V141H111L114 145V147H112L111 148V150H107L106 148H104L103 149V147L101 148V149H98V151H99V153H100V155L101 156H103V159H101V161L103 160H106V162H107V160H108V164H109V166H111L110 167V170H105V171H102V172H105V174H106V176H111V177H118V178H116V179H126V180H128V181H133V179H134V177L133 176H135L134 174H133V176H131L132 175V171H131V168L132 167H134V170H136V172H139L138 170L140 169V172L138 173L139 174V179L143 182V183H145V181L146 182H148L149 181V179H148V177H147V174H146V172H145V169H146V166L144 165V163L146 162V165H147V160H145V162H144V159H146V158H149L150 160H154V159H156V162H158L160 159L162 160V157H160L159 159H158V157H159V155H160V153H161V151L160 150H162V149H160V147H159V142H158V136H152L151 135V133H149V134H147V136H143L142 135ZM153 134V133H152ZM174 134V133H173ZM118 135V134H117ZM178 135V134H177ZM161 137V136H160ZM165 139V138H164ZM19 140V139H18ZM160 140V139H159ZM161 140H162V138H161ZM173 141H174V139H173ZM97 143V142H96ZM161 143V142H160ZM163 143V142H162ZM143 146H142V145ZM159 144V145H158ZM164 144V143H163ZM175 144V143H174ZM4 145V144H3ZM85 145V144H84ZM88 145H91V144H88ZM103 145V144H102ZM136 145V147H137V149H139V146H142V147H140V149H141V151H140V149L139 150H137L138 151V153H134L133 152V146H135ZM101 146V145H100ZM179 146V145H178ZM195 146V145H194ZM194 146H193V148H194ZM28 147V146H27ZM174 147V146H173ZM180 147V146H179ZM87 148V147H86ZM90 148H91V146H90ZM142 148H143V150H142ZM196 148V147H195ZM109 149V148H108ZM115 149L118 151V152H116L115 151ZM131 149H132V151H131ZM177 149V148H176ZM198 149V148H197ZM224 149V148H223ZM84 150V149H83ZM10 151V150H9ZM88 151H90L89 150V148H88ZM176 151V150H175ZM195 151V150H194ZM12 152V151H11ZM86 152V151H85ZM124 152V153H125ZM132 152L134 153V155L132 154ZM141 152V153H140ZM197 152L199 153V149L197 150ZM197 152H195V153H197ZM76 153V152H75ZM78 153V152H77ZM184 152H182V154H183ZM198 153H197V156H198ZM91 153H88V157L90 158L91 157V155H90ZM174 154H176V155H178L177 153H174ZM164 155H165V153H164ZM231 155V154H230ZM14 156V155H13ZM160 156H162V155H160ZM175 156V155H174ZM183 156H185V154H183ZM224 156H225V154H224ZM74 157V156H73ZM81 157V156H80ZM83 157H85V156H83ZM127 157V158H126ZM128 157H130L129 159H128ZM180 157H181V154H180ZM207 157V156H206ZM89 158H87L86 159V161L89 159ZM197 158V157H196ZM208 158V157H207ZM225 158V157H224ZM85 159V158H84ZM96 160V159H95ZM99 160V159H98ZM158 160V161H157ZM204 160V159H203ZM82 161V159L80 160V162ZM155 161V160H154ZM162 161H164V160H162ZM186 161V160H185ZM188 161V160H187ZM186 161V162H187ZM234 161H235V159H234ZM98 162V161H97ZM156 162H153V163H156ZM171 162V161H170ZM214 162V161H213ZM39 163V162H38ZM75 163V162H74ZM158 163H160V161L158 162ZM157 163V164H158ZM201 163V162H200ZM199 163V164H200ZM203 163V162H202ZM201 163V164H202ZM208 163V162H207ZM233 163H235V162H233ZM83 164V163H82ZM135 164H138V166H139V168H137V166H134ZM186 164V163H185ZM200 164V165H201ZM205 164V163H204ZM241 164V163H240ZM159 165V164H158ZM157 165V166H158ZM194 165V164H193ZM197 165V164H196ZM210 165H211V163H210ZM73 166V165H72ZM87 166V165H86ZM89 166V165H88ZM92 166V165H91ZM90 166V167H91ZM145 166V167H144ZM149 166V165H148ZM157 166H155L156 167V169H158L157 168ZM172 166V165H171ZM195 166V165H194ZM212 166V165H211ZM240 166V165H239ZM74 167V166H73ZM95 167H98V165H96ZM150 167V166H149ZM154 167V166H153ZM154 167V168H155ZM237 167V166H236ZM30 168V167H29ZM70 168V167H69ZM102 168H104V167H102ZM107 168V167H106ZM136 168V169H135ZM148 168V167H147ZM168 168V167H167ZM167 168L165 169V168H163V170H162V174H161V176H163V177H161L160 175V177L158 176V175H156V174H154V175H156V177H159L160 179H161V183L163 184V180H162V178L164 179V180H166L167 178L165 177L166 175H164V174H167L166 173V170H167ZM193 168V167H192ZM199 168H200V166H199ZM238 168V167H237ZM12 169H14V168H12ZM92 169H97V168H93L92 167ZM150 169V168H149ZM176 169H177V167H176ZM194 169V168H193ZM192 169V170H193ZM15 170V169H14ZM13 170V171H14ZM39 170V169H38ZM61 170H62V168H61ZM85 170V169H84ZM98 170V169H97ZM97 170H93V171H91L92 172V174H93V178L91 179V181L90 182H82V185H83V187H85V186H94L95 187V189L93 190V191H91L90 193H93V194H97V196L98 195H100L101 197H102V202H106L105 204H106V206H105V204H104V206H102L103 204H101V205H99L98 203H100L98 200H96V199H94V200H92L91 202L93 203L92 205H91V202H89V200H87V202H89L88 204H85V203H87V202H84L83 204H84V206L86 205L87 207H88V205L90 204L91 205V207H88L87 209H90V208H92V207H94L95 206V208H93V210H92V212H90L89 213V219H90V217H91V215H93V218L91 217V219L93 220H95V223H94V221H93V223L95 224V225H97L96 227L97 228H99V233H95V235L97 234L98 236H96V237H98V240L96 239V242H94V244H96L97 243V247L96 246H94L93 245V247H94V254H95V256L97 255V253H98V255L100 256V257H102V253H100V250L101 251H104L103 253L106 255V253L105 252H107V250H103V248H104V246H103V244H99V243H102V242H105V241H107V243L110 241V244L112 243L111 241H113L114 243L113 244H111L113 247H115V251H116V256H118V258H120L121 260L123 259H126V258H133V256H134V254L135 253H138V254H136L137 255V257H135L136 258V261L138 262V261H140V262H142L141 264H144V262L146 261V258H148L147 256L145 257V259L143 258V256H145V255H148V256H150L151 254H152V252L151 251H154V250H156L158 247H165V243H164V240H163V242L162 241H160V240H162V239H159V241L156 239V237H155V232H153L154 231V229H155V231L158 229V228H155V226L153 225V227H154V229L152 230L151 229V231L153 232V234L152 233H150L151 231H150V228L151 227H149L148 228V226H149V224L148 223H150V224H155L157 227H159V228H161V229H166V232L165 233H163V231H161V233H163V234H168L169 232H170V227H171V224H172V220H171V218L167 215L168 213L170 214V212L172 211H170V212H168L170 209H168L167 210V214H165V213H163L162 211H161V209L160 208H157V207H155V210L153 211V214H154V217L153 218H151L152 219V222H150V218H148L149 216H147L148 215V211H147V214L146 213H144L143 212V214H146V217L144 216V215H142V216H140L141 217V219L139 218V220L141 221L142 220V217H144V218H147L148 220H146V219H144V220H146L145 222H144V220H143V222L145 223V225L144 226H146L147 227V229L146 228H144L145 229V231H147L148 229H149V233H148V231L145 233V231H144V233L143 234H140L138 231H134V229L133 228H137V225L138 224H142L139 220H137V221H139V222H137L135 225L136 226H131L130 225V223L131 224H133L131 221H130V223H129V221H128V217L126 218V219H124L123 218V215H122V217H121V214L123 213H125V208H124V206H125V204L126 205H128V202L126 203V201H127V197H126V195L128 196V198H129V196H131V194H133V193H131V190H130V194L128 195V194H126L125 195V197H126V201L125 200H123V201H125V203L122 201V208L121 207H119V205H117L118 203V201L116 202V203H114V201H112L113 200V198L111 199V202H112V204L114 205V204H116V206L119 208V210L118 209H116L115 207H113V206H111V204H110V202L107 200L108 199V196H110V195H108L107 194V190L108 189H106V185H107V182H109L108 181V178L106 177H103V176H100L99 175V172L97 171ZM147 170V169H146ZM153 170V169H152ZM198 170L199 169H197L196 170V167H195V170H193L195 173V175H196V173L198 172ZM204 171L202 172V175H208V174H210L209 173V168H208V166L206 165L205 167H204V169H203ZM211 170V169H210ZM234 170V169H233ZM236 170V169H235ZM72 171H73V169H72ZM78 171V170H77ZM98 173H97V172ZM108 171V172H107ZM160 171V170H159ZM168 171V170H167ZM192 171V172H193ZM239 171V170H238ZM101 172V173H102ZM153 172V171H152ZM178 172V171H177ZM183 172V171H182ZM235 172V171H234ZM77 173V172H76ZM82 173V172H81ZM88 173V172H87ZM100 173V174H101ZM179 173V172H178ZM241 173V172H240ZM78 174V173H77ZM85 174V173H84ZM84 174H83V176H84ZM131 174V175H130ZM138 174H136V176L138 175ZM149 174H150V172H149ZM177 174V173H176ZM201 174V173H200ZM236 174H237V170H236ZM239 174V173H238ZM91 175V174H90ZM131 176V178H133V179H131V178H129L128 176ZM168 175V174H167ZM180 175V174H179ZM17 176H19V175H17ZM25 176V175H24ZM39 176V175H38ZM44 176V175H43ZM77 176V175H76ZM78 176H79V174H78ZM126 178H125V177ZM136 176H135V179H134V181L135 182H137L136 181ZM149 176V175H148ZM152 176V175H151ZM171 176V175H170ZM170 176H167L168 178L170 177ZM178 175H172L171 177H177ZM197 176V175H196ZM196 176H193V173H191V174H189L188 175V180L190 181H192L191 183H193V181H195V179L198 177H196ZM154 177V176H153ZM156 177H154L155 179H156ZM166 179H165V178ZM182 177V176H181ZM196 177V178H195ZM205 177V176H204ZM46 178V177H45ZM44 178V179H45ZM81 177H79V179H80ZM159 178H158V180H159ZM178 178H180L179 176H178ZM24 179V178H23ZM42 179H43V177H42ZM47 179V178H46ZM107 180V182H106V180ZM129 179H131V180H129ZM147 179H148V181H147ZM171 179V178H170ZM175 179H177V178H175ZM200 179H202V178H200ZM208 179V178H207ZM76 180V179H75ZM82 180V179H81ZM178 180H181V179H178ZM177 180V181H178ZM185 180H187V179H185ZM46 181V180H45ZM121 181V180H120ZM127 181V182H128ZM156 181V180H155ZM184 181V180H183ZM197 181V180H196ZM22 182V181H21ZM77 182H79L78 180H77ZM139 182V181H138ZM157 182V181H156ZM159 182V183H160ZM173 182V181H172ZM175 182H176V180H175ZM198 182H201V181H199L198 180ZM24 183H25V181H24ZM111 181H110V184L108 183V185H111ZM149 183V182H148ZM190 183V182H189ZM190 183V184H191ZM195 183H197V182H195ZM195 183H193V184H195ZM76 185V184H75ZM78 185V184H77ZM79 185H80V183H79ZM122 185V184H121ZM180 185V184H179ZM185 185V184H184ZM183 185V186H184ZM202 185H203V183H202ZM24 186V185H23ZM70 186V185H69ZM111 186H113V185H111ZM141 186V185H140ZM166 186V185H165ZM165 186H164V188H163V193L164 194H162V195H166V193H167V195L166 196H168V197H171L170 195H171V193H169L170 192V190H169V192L168 191H166V192H164V189H165ZM178 186V185H177ZM200 186H201V184H200ZM157 187V186H156ZM167 187H169V186H167ZM87 188V187H86ZM107 188H108V186H107ZM110 188V187H109ZM159 188H160V186H159ZM172 189H173V186L171 187ZM175 188V187H174ZM192 188H193V185H192ZM197 188V187H196ZM195 188V189H196ZM80 189V188H79ZM83 189V188H82ZM82 189H81V192H82ZM131 189V188H130ZM139 189L140 188H135V190L134 191H139ZM179 189H182V188H179ZM179 189H176V191L177 190H179ZM185 189V188H184ZM39 190V189H38ZM37 190V191H38ZM69 190V189H68ZM110 190V189H109ZM108 190V192H110ZM111 190H113V193H114V189H113V187H112V189ZM116 190H118V189H116ZM115 190V191H116ZM122 190H124L123 188H122ZM126 190V189H125ZM151 191H153L152 189H150ZM155 190V189H154ZM162 190V189H161ZM161 190H158L159 192L161 191ZM198 190V189H197ZM71 191V190H70ZM72 191H74V190H72ZM127 191V190H126ZM144 191V190H143ZM146 191V190H145ZM144 191V192H145ZM181 192H182V190H180ZM185 191V190H184ZM184 191H183V199H185V194H184ZM189 191V190H188ZM187 191V192H188ZM192 191V190H191ZM190 191V192H191ZM79 192H80V190H79ZM172 192H174V191H172ZM177 192H179V191H177ZM176 192V193H177ZM186 191H185V193H187ZM73 193V192H72ZM112 193V192H111ZM116 193V192H115ZM122 193V192H121ZM127 193V192H126ZM162 192H160V194H161ZM175 193V194H176ZM189 193V192H188ZM77 194V193H76ZM137 194V193H136ZM136 194L134 193L133 195H134V200H136V202L137 203H139V201L141 200L142 202L143 201H145L144 200V197H143V199H140V198H137V196H139L138 194H139V192H138V194H137V196H136ZM141 194H143L142 192H141ZM170 194V195H169ZM173 194V193H172ZM178 194V193H177ZM34 195V194H33ZM84 195H86V196H89L88 194H84ZM83 195V197H85ZM132 195V196H133ZM144 195V194H143ZM148 195H150V194H148ZM181 195V194H180ZM189 195V194H188ZM191 195V194H190ZM195 195V194H194ZM73 196V195H72ZM114 196V195H113ZM117 196H119V194L117 195ZM122 196V195H121ZM136 196V197H135ZM145 196V195H144ZM147 196V195H146ZM173 196V195H172ZM76 197V196H75ZM82 196L80 197V195H79V198L82 200V199H84ZM89 197H91V196H89ZM110 197H112V195L110 196ZM140 197V196H139ZM149 197V196H148ZM158 197V196H157ZM181 197V196H180ZM180 197H179V199H180ZM190 197V196H189ZM193 197V196H192ZM197 197H198V195H196V197L194 198V199H197ZM203 197V196H202ZM36 198V197H35ZM92 198V197H91ZM115 198H116V196H115ZM118 199H119V197H117ZM136 198V199H135ZM147 198V197H146ZM145 198V199H146ZM150 198V197H149ZM155 198V197H154ZM30 199V198H29ZM89 199V198H88ZM133 199V198H132ZM131 199V200H132ZM152 199H153V197H152ZM151 199V200H152ZM190 199H191V197H190ZM203 199V198H202ZM134 200H133V202H134ZM139 200V201H138ZM146 200H148V199H146ZM150 200V199H149ZM155 200H157V198L155 199ZM193 200V199H192ZM192 200H190V201H192ZM201 200V199H200ZM200 200H199V202H198V200L196 201L198 204H196V205H198V206H200L199 204H200ZM32 201V200H31ZM83 201V200H82ZM108 201V202H107ZM160 202L161 201H164V199L163 200H159ZM167 201V200H166ZM173 201V200H172ZM189 201V203H191L190 205L191 206H193L192 205V203H194V202H190ZM202 201V200H201ZM129 202H131V201H129ZM136 202H134V203H132V204H135L134 206H136ZM148 202V201H147ZM151 202V201H150ZM155 202H157V201H155ZM155 202L153 203V204H155ZM181 201H179V202H176V204L178 203V204H180V205H183V207L187 204V201L185 202V200H184V204L182 203H180ZM195 202V203H196ZM141 203V202H140ZM139 203V204H140ZM144 203V202H143ZM146 203V202H145ZM144 203V204H145ZM167 203V202H166ZM189 203L186 205V208H188L189 207ZM39 204V203H38ZM82 204V203H81ZM81 204H79L81 207H82V205ZM95 204V205H94ZM121 204H120V206H121ZM124 204V205H123ZM131 204V203H130ZM144 204H143V206H144ZM158 204V203H157ZM18 205V204H17ZM43 205V204H42ZM89 205V206H90ZM146 205H148V208H149V204H145V207H146ZM201 205H203L202 204V202H201ZM29 206V205H28ZM34 206V205H33ZM130 206V205H129ZM137 206H138V204H137ZM189 207L188 208V210L187 211H190V214L192 213L191 212V208H193V207ZM77 207H79V206H77ZM140 207V206H139ZM138 207V208H139ZM163 207V206H162ZM86 208V207H85ZM119 212V213H121L120 214V216H119V213H116V210ZM124 208V209H123ZM148 208H145V209H147L148 210ZM165 209H166V207H164ZM163 208V209H164ZM71 209V208H70ZM80 209V208H79ZM84 209V208H83ZM82 209V211H85L86 212V210H83ZM121 209V210H120ZM123 209V210H122ZM141 209V208H140ZM144 209V210H145ZM81 210V209H80ZM128 210H130V209H128ZM142 211H143V208L141 209ZM149 210H151V209H149ZM203 211L205 210V208L203 207V209H202ZM91 211V210H90ZM124 211V212H123ZM207 211V210H206ZM138 212H139V209H138ZM149 212H151V211H149ZM84 213V212H83ZM129 213H131V212H129ZM135 213V212H134ZM140 213H142V212H140ZM177 213V212H176ZM183 213H185V212H183ZM206 213V212H205ZM209 212H207L206 214H208ZM87 214H88V211H87ZM136 214H139V213H135V215ZM211 214V213H210ZM128 215H130V214H128ZM182 215V214H181ZM184 215V214H183ZM192 215V214H191ZM82 216V215H81ZM125 216H127V215H125ZM185 216V215H184ZM207 216H209V214L207 215ZM206 216V217H207ZM151 217V216H150ZM209 217H211V216H209ZM82 218V217H81ZM129 218H131L130 216H129ZM134 217H132V220H134L133 219ZM70 219H72V218H70ZM82 219H84V218H82ZM178 219V218H177ZM176 219V220H177ZM211 219V222L213 221V216L210 218ZM87 220V219H86ZM125 220H126V222H125ZM131 220V219H130ZM176 220H175V222H176ZM187 220V219H186ZM200 220V219H199ZM89 221V225H91L92 227H94V225H92V224H90V220H88ZM88 221H86V223L88 222ZM128 221V222H127ZM135 221V220H134ZM148 221V222H147ZM206 221H208V220H206ZM85 222V221H84ZM136 222V221H135ZM146 222H147V224H148V226L146 225ZM177 223H178V220H177ZM79 225H81V223L79 224ZM85 225V224H84ZM130 225V226H129ZM139 226V225H138ZM141 226V225H140ZM139 226V228H142V227H140ZM74 227H75V224H74ZM82 227V226H81ZM128 227H130V228H132V229H129V230H126ZM95 228V227H94ZM138 229V228H137ZM182 229V228H181ZM70 230V229H69ZM97 230V229H96ZM129 231V233L127 234V239H124V234H125V232L126 231ZM133 230V231H132ZM139 230V229H138ZM94 231V230H93ZM98 231V230H97ZM141 231V230H140ZM165 231V230H164ZM174 231V228H173V230H172V232ZM182 231H183V229H182ZM185 231H187V230H185ZM71 232H72V229H71ZM157 232H158V230H157ZM181 232V231H180ZM161 233H158L157 235H159L160 234V236L161 235H163V234H161ZM178 233H179V231H178ZM177 233V234H178ZM163 235V237L165 238V237H167V236H169V234H171L170 235V237H171V239H173L172 241H175V240H177V241H175L174 243L176 244V242H181V241H178V240H183V242H181L182 244H185L186 243V239L183 237L184 235H186V234H184V235H182L183 234V232H182V236L180 235V238L178 237V235H172V234H174V233H169L168 235ZM64 235H66V234H64ZM217 235V234H216ZM245 235V234H244ZM89 236V235H88ZM174 236V238H172ZM95 237V236H94ZM162 237V236H161ZM176 237V238H175ZM86 238H87V236H86ZM157 238H159L158 236H157ZM181 238H183V239H181ZM64 239V238H63ZM88 239H90V238H88ZM167 239V238H166ZM175 239V240H174ZM248 239V238H247ZM167 240H170V238L169 239H167ZM228 240V239H227ZM243 239H241L240 241V243H242L241 245H242V247H247L246 248V251H248L250 248H248L249 246L248 245H246V246H243V241H242ZM9 241V240H8ZM12 241V240H11ZM74 241V240H73ZM79 241H81V240H79ZM98 241V242H97ZM217 241V240H216ZM216 241H213L212 243H214V242H216ZM249 241V240H248ZM251 241V240H250ZM13 242V241H12ZM77 242V241H76ZM168 242V241H167ZM190 241H188V243H189ZM211 242V241H210ZM229 242V241H228ZM106 243V244H107ZM170 243V242H169ZM173 243V242H172ZM172 243H170V244H172ZM177 243V245H179L178 246V249H180L181 247H180V244H178ZM216 243H218V242H216ZM251 243H252V241H251ZM79 244V243H78ZM81 244V243H80ZM88 244V243H87ZM98 244H99V247H98ZM166 244H168V243H166ZM170 244H168V245H170ZM174 244V245H175ZM219 244H222V242L221 243H219ZM246 244H248V243H246ZM66 245V244H65ZM75 245V244H74ZM85 244H83V246H84ZM111 245L109 246V245H107V247L109 248V247H111ZM173 245V244H172ZM174 245L173 246H171L172 248L174 247ZM189 245V244H188ZM192 245H195V244H192ZM202 245V244H201ZM223 245V244H222ZM217 246V247H222V248H220V249H224L223 248V246ZM224 245H225V243H224ZM228 245V244H227ZM88 246H90L89 248H91V245H89L88 244ZM183 246H185V248L187 247V243L185 244V245H183ZM203 246H204V244H203ZM251 246V245H250ZM254 246V245H253ZM71 247V246H70ZM101 247H103V248H101ZM106 247V246H105ZM150 247H153L154 249L153 250H151L150 249ZM157 247V248H156ZM168 247V246H167ZM180 247V248H179ZM196 247H197V245H196ZM199 247V246H198ZM207 247V246H206ZM216 247V248H217ZM227 247V246H226ZM238 247V246H237ZM21 248V247H20ZM64 248H67V246L66 247H64ZM100 248V249H99ZM147 248H149V249H147ZM169 248V247H168ZM176 248L177 247H174L173 249H175V251L174 250H172V252L174 251V252H176ZM183 248V247H182ZM191 248V247H190ZM190 248H187V249H190ZM192 248H194V246L192 247ZM209 248V247H208ZM236 248V247H235ZM15 249H16V247H15ZM68 249V248H67ZM104 249H106V248H104ZM178 249H177V252H178ZM197 249V248H196ZM206 249V248H205ZM232 249H234V248H232ZM92 250V249H91ZM90 250V251H91ZM110 250H112V248L110 249L109 248V251ZM151 252H149V251ZM161 250H162V248H161ZM160 249H157L156 251H160V252H162V253H164L165 254V252L164 251H161ZM163 250H164V248H163ZM181 250V249H180ZM179 250V251H180ZM186 250V249H185ZM184 250V248H183V251H180L181 253V255H183L182 254V252L183 253H186L184 256H186V257H188V255H189V252H188V254H187V252ZM204 250V249H203ZM217 250H218V248H217ZM235 250V249H234ZM253 252V255H252V253H250L251 251ZM247 253L249 254H251L252 256H253V258L255 257H257L256 259L254 258V260L255 261H253L251 264H256V262L258 261L257 259H259L260 258V256L262 255H260V252H259V254L257 253V252H255V254H254V249L252 250V249H250ZM114 251V248H113V250H112V252ZM156 251H154L153 253H155L156 254ZM168 251L170 252V249H168ZM196 251V250H195ZM224 251V250H223ZM222 251V254L223 253H225V252H223ZM225 251H226V249H225ZM260 251V250H259ZM75 252V251H74ZM84 252V251H83ZM147 252H149L148 254H147ZM159 252V253H160ZM171 252V253H172ZM173 252V253H174ZM204 252V251H203ZM240 251H238V253H239ZM82 253V252H81ZM87 253V252H86ZM111 253V252H110ZM158 252H157V254H159ZM162 253H161V255H162ZM171 253H170V255H168V257L170 258V261H174V258H172V257H175V262H178L177 261V255L174 253V255H172L171 256ZM192 251H191V254H190V259L192 260V258H191V255H192ZM195 253V252H194ZM207 253V252H206ZM227 253V252H226ZM225 253V255H227ZM33 254V253H32ZM92 254V253H91ZM114 254V253H113ZM155 254H152V255H154V256H150L149 257V259H147V261H146V263L147 264H157L158 262H159V260L156 258V255ZM179 254V255H180ZM250 254H249V256H250ZM88 255V254H87ZM86 254H85V256H87ZM111 255V254H110ZM219 255V254H218ZM218 255H217V257H218ZM237 255V254H236ZM242 255H243V253H242ZM255 255H257V256H255ZM259 255V256H258ZM83 256H84V254H83ZM104 256V255H103ZM194 256V255H193ZM228 256V255H227ZM244 256V255H243ZM245 256L246 257H248V255H246L245 254ZM74 257V256H73ZM88 257V256H87ZM86 257V258H87ZM106 257L107 256H105V258H104V260H107L108 259V257H107V259H106ZM195 257V256H194ZM193 257V258H194ZM200 257H202V256H200ZM215 257H216V255H215ZM216 257V258H217ZM230 257V256H229ZM237 257V256H236ZM251 257V256H250ZM259 257V258H258ZM262 257V256H261ZM116 258V257H115ZM135 258H134V260H135ZM138 258H143V260L141 259H139L138 260ZM155 258V259H154ZM184 258V257H183ZM189 258V257H188ZM188 258H184L187 262H188ZM204 258V257H203ZM202 258V259H203ZM212 257H210V259H211ZM232 258V257H231ZM235 258V257H234ZM238 259H240L241 258V256L240 257H237ZM249 258V257H248ZM84 259H85V257H84ZM88 259V258H87ZM91 259V258H90ZM171 259H173V260H171ZM195 259V258H194ZM213 259H215V258H213ZM218 259H220L219 257H218ZM218 259H216L215 261H219ZM244 259H246L245 257H244ZM250 259H252V258H250ZM250 259H247L248 261L250 260ZM264 259V258H263ZM104 260L102 259V263L104 262ZM133 260V259H132ZM131 260V261H132ZM156 262H155V261ZM162 260H164V259H162ZM168 260V259H167ZM220 260H222V259H220ZM226 260V259H225ZM230 260V259H229ZM257 260V261H256ZM78 261V260H77ZM76 261V262H77ZM80 261V260H79ZM87 261V260H86ZM85 261V262H86ZM89 261V260H88ZM112 261V260H111ZM149 261V262H148ZM150 261H152V263L150 262ZM154 261V262H153ZM169 261V260H168ZM201 261V260H200ZM199 261V262H200ZM213 261V260H212ZM222 261H224V260H222ZM238 261V260H237ZM261 262H263L262 260H260ZM55 262V261H54ZM89 262H91V264H94L93 262H92V260H90ZM89 262H87L88 264H89ZM133 262V261H132ZM137 262H133V264H136ZM161 262H165V261H161ZM183 263H187V262H184V261H182ZM199 262H198V260H197V263L199 264ZM203 262V261H202ZM201 262V263H202ZM230 262H233V261H231L230 260ZM255 262V263H254ZM51 263V262H50ZM105 263V262H104ZM113 263V262H112ZM173 264H174V262H172ZM194 263H196V262H194ZM222 263V262H221ZM239 263L240 264H242V262H240L239 261ZM238 262H237V264H239ZM264 263V262H263ZM81 264V263H80ZM97 264H98V262H97ZM122 264V263H121ZM126 264V263H125ZM131 264V263H130ZM138 264V263H137ZM178 264V263H177ZM179 264H180V262H179ZM188 264V263H187ZM207 264V263H206ZM215 264V263H214ZM233 264V263H232ZM235 264H236V262H235Z\"/></svg>","mask_w":264,"mask_h":264}]
</instances>
